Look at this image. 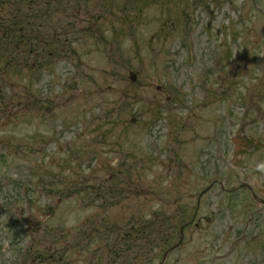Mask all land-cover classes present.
Listing matches in <instances>:
<instances>
[{"label":"rangeland","instance_id":"rangeland-1","mask_svg":"<svg viewBox=\"0 0 264 264\" xmlns=\"http://www.w3.org/2000/svg\"><path fill=\"white\" fill-rule=\"evenodd\" d=\"M32 1L0 0V264H110L135 224L137 264L182 225L166 264H264V0Z\"/></svg>","mask_w":264,"mask_h":264},{"label":"trees","instance_id":"trees-1","mask_svg":"<svg viewBox=\"0 0 264 264\" xmlns=\"http://www.w3.org/2000/svg\"><path fill=\"white\" fill-rule=\"evenodd\" d=\"M15 17H16V20L14 21L12 26L8 22V25H5V27H2V29H4L7 33H13V35L17 37L16 47L20 49V52L18 53L20 56H23L22 54H26V53L34 55L35 50L33 51L32 44L36 43L37 41V33L41 25L38 26L36 25V23H33L32 21L28 20L27 16L25 17L24 24L20 25L19 23L20 21H18L19 16L16 15ZM2 43L3 42L0 41V52H3L4 45ZM27 47H30V49L27 50L26 49ZM10 62L12 63L13 59H11ZM107 241L109 240L107 239ZM114 249L115 248L112 246L111 243L107 244L106 254L107 256L110 257L111 264L113 263L112 260L114 258H117V255L115 254ZM98 264L100 263L98 262Z\"/></svg>","mask_w":264,"mask_h":264},{"label":"flooded vegetation","instance_id":"flooded-vegetation-1","mask_svg":"<svg viewBox=\"0 0 264 264\" xmlns=\"http://www.w3.org/2000/svg\"><path fill=\"white\" fill-rule=\"evenodd\" d=\"M130 237H132V235H130V234H126V233L118 234V235H117L118 240H117V244H116V246H117V250H118V251L120 250L121 247H123L122 244L124 243L125 239L130 238ZM137 237H138V236H137ZM127 245H128V247H131V243H129V244H127Z\"/></svg>","mask_w":264,"mask_h":264},{"label":"water","instance_id":"water-1","mask_svg":"<svg viewBox=\"0 0 264 264\" xmlns=\"http://www.w3.org/2000/svg\"><path fill=\"white\" fill-rule=\"evenodd\" d=\"M135 78H136V77H135V76H133V77H132V80H133V81H135ZM162 264H163V263H162Z\"/></svg>","mask_w":264,"mask_h":264}]
</instances>
